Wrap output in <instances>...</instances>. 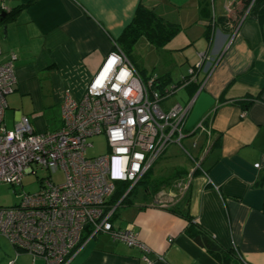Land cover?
I'll return each mask as SVG.
<instances>
[{
  "label": "crops",
  "instance_id": "obj_1",
  "mask_svg": "<svg viewBox=\"0 0 264 264\" xmlns=\"http://www.w3.org/2000/svg\"><path fill=\"white\" fill-rule=\"evenodd\" d=\"M3 3L8 10L0 20V63L13 53L16 75L6 97L8 128L26 115L36 132L58 129L64 97L83 94L139 4L179 27L160 47L140 37L126 55L142 80L154 77L162 91L180 83L199 52L206 55L196 80L159 103L163 110L190 104L184 131L197 138L192 146L199 148L190 167L179 166L186 170L180 178L187 188L178 189L174 205L142 202L127 207L124 223H115L131 226L147 250L100 233L104 237L93 236L67 264H220L188 236V222L171 210L186 211L194 225L224 248H235L245 263L264 264V18L251 13L253 1ZM199 123L203 131L195 129ZM15 255L7 246V262ZM15 262L44 264L33 263L26 252Z\"/></svg>",
  "mask_w": 264,
  "mask_h": 264
},
{
  "label": "built area",
  "instance_id": "obj_2",
  "mask_svg": "<svg viewBox=\"0 0 264 264\" xmlns=\"http://www.w3.org/2000/svg\"><path fill=\"white\" fill-rule=\"evenodd\" d=\"M7 10L0 0V18ZM198 56L179 84L159 91L156 79L142 80L114 44L83 94L64 97L60 127L43 132H36L26 115L19 116L11 128L6 126V97L16 83L15 55L0 63V183L20 185L25 175L37 176L38 170L63 174L59 183L50 175L38 177L37 190L17 195L13 206H0V236L16 255L26 252L33 263L41 259L44 264H67L85 242L100 233L147 250L131 226L119 228L112 219L167 144H179L184 137L190 104L176 103L163 110L159 103L196 80L206 59L203 52ZM195 129L203 131L204 127L199 123ZM99 134L105 136L108 153L87 157L88 138ZM123 184L125 191L111 203L118 185ZM179 188L185 190L187 184ZM15 256L7 264H16Z\"/></svg>",
  "mask_w": 264,
  "mask_h": 264
},
{
  "label": "rangeland",
  "instance_id": "obj_3",
  "mask_svg": "<svg viewBox=\"0 0 264 264\" xmlns=\"http://www.w3.org/2000/svg\"><path fill=\"white\" fill-rule=\"evenodd\" d=\"M188 114V113H187ZM184 137L178 144L176 141L169 142L165 147L162 154L156 160L151 168V176L153 178L159 176H169L175 170L181 168L179 166L190 167L193 158L196 156V151L199 148L193 147L195 142V136H187V133H183ZM177 136H174V138ZM197 139V138H196ZM87 142L90 146L86 150L87 157H96L108 153L107 142L103 134L89 137ZM176 164V165H175ZM35 174H27L21 181L20 185L11 186L10 184L0 183V206L9 207L18 202L17 195L23 192H33L38 189V177H47L59 183L63 180V174L61 172L50 173L45 170H38ZM182 182L180 177L175 178L168 188L161 187L154 195L144 194L143 183H138L128 194V198L125 203L119 205L115 210L113 221L115 223H124L126 221L127 207L147 202L151 200V203L167 204L168 206L174 205L177 197L179 196V186ZM100 235V236H99ZM97 234V238L104 237L101 234ZM7 246L10 248L9 243L0 236V264L7 263Z\"/></svg>",
  "mask_w": 264,
  "mask_h": 264
},
{
  "label": "trees",
  "instance_id": "obj_4",
  "mask_svg": "<svg viewBox=\"0 0 264 264\" xmlns=\"http://www.w3.org/2000/svg\"><path fill=\"white\" fill-rule=\"evenodd\" d=\"M252 1L253 3L250 7L251 13H254L259 18H264V0ZM178 32V25L166 21L153 10L144 7L142 4H139L130 24L124 28L123 32L119 36L118 46L127 55L140 37H144L152 45L160 47L166 44ZM250 102L251 100H248L244 106L249 105ZM150 170L140 181V183H143L144 185L147 196L148 194L154 195V193H156L161 187L168 188L175 178L181 177V175L186 172L185 168H180L175 170L169 176H159L153 178L151 176ZM126 187L127 185L125 184L118 185V188L120 189L112 195L110 202H116L121 197ZM127 198L128 197L126 196L122 203H125ZM171 211L188 222L187 228L185 230L188 236L196 244L210 253L220 264H247L243 261L235 248H224L212 237L211 234L202 229L200 226L194 225L191 221V217L186 211Z\"/></svg>",
  "mask_w": 264,
  "mask_h": 264
},
{
  "label": "water",
  "instance_id": "obj_5",
  "mask_svg": "<svg viewBox=\"0 0 264 264\" xmlns=\"http://www.w3.org/2000/svg\"><path fill=\"white\" fill-rule=\"evenodd\" d=\"M3 16H4V13L1 14V18H2ZM1 18H0V20H1Z\"/></svg>",
  "mask_w": 264,
  "mask_h": 264
}]
</instances>
